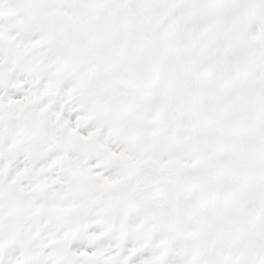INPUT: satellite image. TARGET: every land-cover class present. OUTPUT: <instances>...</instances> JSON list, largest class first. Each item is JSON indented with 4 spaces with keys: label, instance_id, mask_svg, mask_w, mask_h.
Returning <instances> with one entry per match:
<instances>
[{
    "label": "snow or ice",
    "instance_id": "obj_1",
    "mask_svg": "<svg viewBox=\"0 0 264 264\" xmlns=\"http://www.w3.org/2000/svg\"><path fill=\"white\" fill-rule=\"evenodd\" d=\"M0 264H264V0H0Z\"/></svg>",
    "mask_w": 264,
    "mask_h": 264
}]
</instances>
